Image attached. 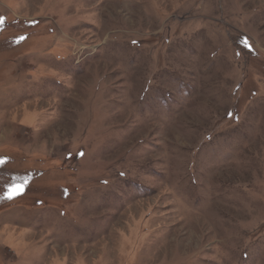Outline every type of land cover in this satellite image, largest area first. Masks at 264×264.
<instances>
[{"label":"rangeland","instance_id":"1","mask_svg":"<svg viewBox=\"0 0 264 264\" xmlns=\"http://www.w3.org/2000/svg\"><path fill=\"white\" fill-rule=\"evenodd\" d=\"M0 21V264H264V0Z\"/></svg>","mask_w":264,"mask_h":264},{"label":"snow or ice","instance_id":"2","mask_svg":"<svg viewBox=\"0 0 264 264\" xmlns=\"http://www.w3.org/2000/svg\"><path fill=\"white\" fill-rule=\"evenodd\" d=\"M0 23H2V21H0Z\"/></svg>","mask_w":264,"mask_h":264}]
</instances>
